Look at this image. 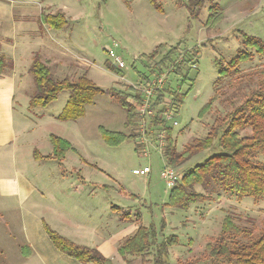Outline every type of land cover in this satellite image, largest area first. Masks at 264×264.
<instances>
[{
  "label": "rangeland",
  "instance_id": "rangeland-1",
  "mask_svg": "<svg viewBox=\"0 0 264 264\" xmlns=\"http://www.w3.org/2000/svg\"><path fill=\"white\" fill-rule=\"evenodd\" d=\"M16 1L23 5L32 4L36 8L31 10L33 14L28 17L25 25L18 23L14 31L6 32L8 36L15 35L13 42L16 48L4 51V54L10 58V54L13 55L16 51L21 57L17 72L13 74L17 78V84L12 85L16 91L15 118L18 120L21 116H26V120H21H25L27 134L26 137L19 138V145L27 148L36 144L45 151L52 133L69 140L73 145V149L66 154L64 163L59 165L58 162H47L39 168L41 175H38V183L42 184L43 191L59 193L57 186L51 187L48 182L51 167L58 177L79 179L83 176L141 194V208L146 215V223H154L159 229L166 215V223L169 221L164 228L166 234L162 233L160 238L174 233L178 236V244L169 248L170 264H184L205 253L206 244L218 235L222 220L228 213H232L238 226L247 227L251 232L258 233L264 229V216L248 213L254 197L228 194L219 188L212 193V199L197 202L189 209L164 206L170 190L161 177V169L165 164L162 153L151 146L150 154L142 156L133 140L109 145L102 139L99 131L101 127L124 132L130 130L126 126V110L108 90L113 87L124 89V84H130L128 82L137 83L141 78L140 74L151 75L152 68H159L158 64L162 63L164 56L177 46L183 51L197 47L198 55L193 58L188 53V59L182 64L183 73L188 75L186 81L182 82V77L175 73L174 68L170 74V86L184 94L177 113L179 124L173 128V136L180 151L196 139L204 138L215 125L216 117H223L230 112L258 80L264 78V57L255 54L252 60L240 64L238 75L217 81L220 67L227 66L238 49L254 52L252 48L242 45L239 30L264 38V0H215L221 5L225 16L213 27L206 26L209 0L205 1L198 16L190 15L186 6L188 0ZM39 11L63 12L66 25L55 29L40 24V20L37 22ZM115 41L118 46L114 49L126 63L122 68L125 73L122 79L108 68V63L112 62L109 48L114 47ZM13 42L5 41V47L12 46ZM159 45V53L151 57V53ZM31 52L34 55L40 54L48 61L57 77L77 78L86 74L106 92L98 94L94 102L87 106L86 113L76 120L58 118L69 98L68 90L61 91L47 106H31L29 100L37 91L33 75L29 71L34 57L30 56ZM191 58L193 59L189 63ZM191 61H196L198 67L193 68ZM165 65L163 69L166 70L171 63L169 66ZM4 76L0 79L4 80ZM214 95L216 100L211 110L200 117L203 107ZM240 133L250 134L251 129L241 130ZM217 149L216 140L214 147L199 152L177 168L182 172L202 162ZM145 165L151 167L148 175L133 173L134 168ZM1 175L12 176L14 172L11 169H0ZM196 187L204 192L201 185ZM218 193L220 198L217 197ZM11 214L13 222L8 218L9 225L5 228L2 222L0 226L6 232L10 230L9 234L13 235L12 232L18 226L15 223V213ZM4 228L0 227V230ZM191 237L193 239L190 241ZM12 252L0 248V264H8L9 260H5V257ZM195 264L208 262L199 261ZM220 264L228 263L221 261Z\"/></svg>",
  "mask_w": 264,
  "mask_h": 264
},
{
  "label": "trees",
  "instance_id": "trees-1",
  "mask_svg": "<svg viewBox=\"0 0 264 264\" xmlns=\"http://www.w3.org/2000/svg\"><path fill=\"white\" fill-rule=\"evenodd\" d=\"M205 1L188 0L186 6L190 15L198 16ZM209 1V15L206 26L213 27L224 18L225 13L218 2L215 0ZM39 20L40 24L55 29H61L66 25L63 12H43ZM239 35L241 36L242 45L252 48L254 52L242 48L238 49L236 54L229 60L228 65L220 67V77L217 81L224 77L238 75L240 64L252 60L255 54L264 57V38L248 34L242 30H239ZM160 47L161 45L153 50L151 57L159 53ZM180 50L181 48L178 46L173 48L171 52L164 56L162 63L158 64L159 68L154 70L152 68L151 75L140 74V76L147 79L156 72H162L164 70L163 66L166 64L165 61H168L165 66H169L171 63L175 73L182 77V82L186 81L188 75L184 74L182 70L184 62L176 63ZM198 52L199 48L197 47L184 50L186 55L192 53V56H197ZM187 59L188 55L186 56ZM191 59H189V63ZM12 67L13 60L1 51L0 46V77H3ZM108 68L118 75H125L122 69L111 62L108 63ZM29 71L33 75L37 89L29 101L33 107L47 106L57 98L61 91H70L69 98L62 112L58 115L61 120L79 119L86 113L87 106L94 102L95 97L106 92L86 74H82L77 78L57 77L52 71L51 64L38 53L34 55ZM170 83L169 80L166 87L159 92L155 103L160 104L167 94L172 96L177 117L184 94H181L179 89H173ZM124 85V89L113 87L108 91L112 92L117 102L126 110V126L130 128L129 132L108 130L103 127L99 131L102 139L109 145H118L126 140H133L138 150L140 145L137 143V135L132 128L138 113L136 106L128 101V97L136 89L131 84ZM215 100L216 95L203 107L200 117H204L211 110ZM160 123H164L162 110L153 120L154 126H159ZM177 125H163L162 128L166 131V143L162 149L165 164L174 167L183 165L199 152L214 147L216 140L218 149L202 162L181 172L182 177L170 189L166 205L189 209L197 202L212 199V193L216 192L218 188L232 195L251 196L255 199L264 197V78L258 80L257 84L244 95L239 103L234 105L230 112L223 117H216L215 125L212 126L204 138L196 139L181 151L178 150L176 139L173 136V128ZM247 128L251 129V133L241 135L240 131ZM50 140L53 146V157L57 160H63L67 152L73 149V145L69 140L56 134L52 133ZM37 154L38 152L35 151L36 156ZM261 156L262 159H260ZM197 185H201L204 192L196 191L195 186ZM217 196L220 197V194L218 193ZM234 220L235 217L232 213L226 214L222 220L220 232L212 241L206 244V252L192 259V261H186L184 264H195L199 261H206L208 264H220L221 261L228 264H264V229L254 233L247 227L238 226ZM44 226L50 240L60 251L83 263L114 264L99 249L77 244L47 223ZM162 228L163 225L157 230L154 223L140 225L138 230L121 244L119 252L123 255L131 254L141 257L152 254L153 264H170L169 247L178 244V236L171 234L160 240L159 230L162 231Z\"/></svg>",
  "mask_w": 264,
  "mask_h": 264
},
{
  "label": "crops",
  "instance_id": "crops-1",
  "mask_svg": "<svg viewBox=\"0 0 264 264\" xmlns=\"http://www.w3.org/2000/svg\"><path fill=\"white\" fill-rule=\"evenodd\" d=\"M32 9L36 10L32 4L0 0V46L3 53L16 48L13 42L15 35L8 36L6 32L14 31L18 23L25 25L28 17L33 14ZM42 13L39 11L37 22ZM5 41H12L13 45L5 47ZM10 55L14 61L13 67L8 70L10 72H6L4 80L0 79V169H11L14 175L0 176V220L4 219L0 221V225L3 222L6 228L9 225L8 218L14 220L11 213H15L18 228L10 235V230L6 232L0 226L4 228L0 230V248L13 251L5 260H9L8 264H94L83 263L55 247L46 233L44 224L47 223L75 243L99 249L114 264H153L152 254L141 257L119 252V247L127 237L133 235L140 225H148L141 208V194L83 176L79 179L58 177L51 167L48 174L53 176H48V182L51 187L57 186L59 193L42 190V184L38 183V175H41L39 168L47 162H58L60 165L65 158L60 161L53 157L51 140L45 151L36 144L27 148L19 145V138L26 137L27 134L26 116H21L18 120L15 118L16 91L12 85L17 84V78L13 74L17 72L21 57L16 51ZM33 55L31 52L30 56ZM6 56L8 57L7 54ZM35 151L38 152L37 156ZM195 189L203 192L196 186ZM217 197L220 198L221 195ZM164 204L166 206V202ZM248 208L249 214L254 212L255 216H264V197L253 198L252 206ZM165 218L166 215L161 222L162 231L159 230L160 240L164 239L160 236L162 233L166 234L164 228L169 222L166 223ZM192 239L191 237L190 241Z\"/></svg>",
  "mask_w": 264,
  "mask_h": 264
},
{
  "label": "built area",
  "instance_id": "built-area-1",
  "mask_svg": "<svg viewBox=\"0 0 264 264\" xmlns=\"http://www.w3.org/2000/svg\"><path fill=\"white\" fill-rule=\"evenodd\" d=\"M117 46L118 42L115 41L114 47L109 48V53L112 57L111 63L122 69L126 66V63L122 56L115 51L114 48ZM187 55L183 50H180L178 58H176V63L185 62ZM195 57L196 56H193V58ZM191 64L193 68L198 67L196 61H191ZM172 68L174 67L170 65L168 69L157 72L147 79L140 78L137 83L128 82L136 89V91L128 97V101L136 106V111L138 113V117L132 128L137 135V143L140 145L138 150L142 156H148L150 154L151 146L162 153L163 146L166 143V131L162 129L163 125L178 124L172 96L167 94L160 104L155 103L159 92L166 87L170 80V74L171 71H173ZM160 110H162L164 123H160L159 126H154L153 120L158 116ZM155 132L158 133L154 134ZM150 172L151 167L149 165L133 169V173L136 175H148ZM161 177L170 190L181 179L182 173L179 171V168L164 164L161 169Z\"/></svg>",
  "mask_w": 264,
  "mask_h": 264
}]
</instances>
